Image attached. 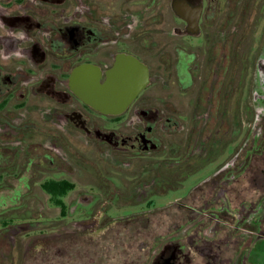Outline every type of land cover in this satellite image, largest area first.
Returning a JSON list of instances; mask_svg holds the SVG:
<instances>
[{"label":"flooded vegetation","instance_id":"flooded-vegetation-1","mask_svg":"<svg viewBox=\"0 0 264 264\" xmlns=\"http://www.w3.org/2000/svg\"><path fill=\"white\" fill-rule=\"evenodd\" d=\"M91 163L119 174L133 211L118 215V189H84ZM201 170L170 203L200 207L183 205L187 223L146 264H190L178 241L191 232L230 252L210 264H252L264 238V0H0V233L141 222ZM51 181L74 187L64 217Z\"/></svg>","mask_w":264,"mask_h":264},{"label":"rangeland","instance_id":"rangeland-1","mask_svg":"<svg viewBox=\"0 0 264 264\" xmlns=\"http://www.w3.org/2000/svg\"><path fill=\"white\" fill-rule=\"evenodd\" d=\"M175 94L176 98L173 97V100L178 101L180 97H177V93ZM79 150L83 151L81 152L83 156H91L92 153L98 156L95 149L92 151L91 148L82 147ZM96 161L100 166H103L97 158ZM98 163L96 165L91 163V166H88L92 180L88 178L83 181V183L89 182L83 184L84 189L92 191L94 194L103 192L106 195L105 191H107V185H109L111 188L118 189L116 198H118L120 192H123L124 198L122 197V200L125 204L119 209L118 215L120 217L126 216L134 208L127 205L130 197L118 181L119 174L113 171H103ZM204 175V170H201L188 177L182 189L170 192L162 197H153L155 207L166 205L148 215L147 219L141 220V222L139 220L114 222L112 220L108 221V219L103 222L94 221L92 226L85 228L84 231L74 229L72 225H66V227H57L55 235L45 236L37 235L38 233L33 231L26 232L23 240L17 238L18 236L13 230L0 233V264H146L147 252L154 250V248H160L165 238L187 223L182 216L183 205L200 207L197 202L191 203L178 200L175 204L170 203L182 198L187 190L200 181ZM77 181L81 185L80 181ZM22 191L25 190L21 189ZM79 192L85 193L83 191ZM9 196L10 193L8 192L0 193V211L4 208L1 205L2 202H5L7 206L10 204ZM29 196L31 199L35 198L33 203L30 204V208L34 212L39 206L37 202L43 200L44 197L36 187L30 189ZM73 196L76 197L78 194L73 193ZM101 199L105 201L106 197L102 196ZM70 201L74 202L73 198ZM115 202H117V199H114L111 205H115ZM101 205L102 203L98 204L100 206L98 209H103L104 206ZM76 207L78 205L73 208ZM92 207H96V205L79 206L77 217L82 214L81 211L86 210L89 212ZM54 213L53 210L46 208L45 217H52ZM33 221L31 220L32 224ZM38 221L42 222V218L40 217ZM210 238L207 237V239ZM178 242L186 247L188 256L191 259L190 264H210V262L212 263V256L213 258L218 256L221 259H227L230 255L228 249L224 250V248L222 252L217 253V242L214 241L213 237L211 241L206 242L198 236L197 232L189 233L188 238L179 239ZM249 252L252 264H264V238L254 240Z\"/></svg>","mask_w":264,"mask_h":264},{"label":"trees","instance_id":"trees-1","mask_svg":"<svg viewBox=\"0 0 264 264\" xmlns=\"http://www.w3.org/2000/svg\"><path fill=\"white\" fill-rule=\"evenodd\" d=\"M73 188H74L73 185L67 182H52V181L48 182L44 187V190L49 195H51L50 203L53 206L60 208L62 217L66 215V211H67V206L62 200V198L66 195L67 192H69ZM6 222L5 221L2 222L3 226H5Z\"/></svg>","mask_w":264,"mask_h":264}]
</instances>
